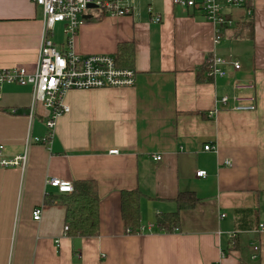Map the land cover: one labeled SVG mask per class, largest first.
<instances>
[{
	"label": "crops",
	"instance_id": "1",
	"mask_svg": "<svg viewBox=\"0 0 264 264\" xmlns=\"http://www.w3.org/2000/svg\"><path fill=\"white\" fill-rule=\"evenodd\" d=\"M195 1L180 8L171 0H128L131 13L121 17L86 12L71 48L116 56L119 45H132V65L123 67L135 69V84L68 91L69 112L56 120L49 147L31 143L23 168L0 166V264H264V231H257L264 224V0H252V19L241 8L229 11L234 25L217 45ZM42 30L43 9L33 0H0V68L32 73ZM50 37L68 49L62 23ZM212 53L237 60L240 69L226 66V77L198 80ZM234 78L254 81L256 109L210 114ZM31 100L30 85L1 87L3 159L25 151L28 133L45 134L47 110L38 104L30 123ZM199 170L206 175L196 176ZM51 175L96 181V235L64 231L65 207L45 202L59 194L46 185ZM132 189L141 193V226L129 233L120 192ZM185 191L200 203L180 213L178 229L161 231L156 215L175 211Z\"/></svg>",
	"mask_w": 264,
	"mask_h": 264
},
{
	"label": "built area",
	"instance_id": "2",
	"mask_svg": "<svg viewBox=\"0 0 264 264\" xmlns=\"http://www.w3.org/2000/svg\"><path fill=\"white\" fill-rule=\"evenodd\" d=\"M43 9V30L40 46L37 53L35 68L28 73L24 67L0 68V97L1 87L5 83L30 85L32 87V100L28 111L30 123L37 113L36 107L41 104L46 110L45 134L33 137L28 133L25 141V151L11 160L0 157V166H16L23 168L26 154L31 143L50 145L56 120L69 112V106L64 101V96L71 90H89L97 88L131 87L135 84L136 71L131 67L118 65L116 56L111 54H77L71 47L77 29L85 21L83 14L97 10V14L121 17L131 13L128 0H33ZM172 4L180 8H192L197 3L195 0H171ZM92 5L93 7H89ZM199 7L207 20L214 25V45L220 43L224 29L234 25V20L229 11L241 8L244 17L253 18L252 0H201ZM150 13L153 22H160L159 14ZM227 12V13H226ZM57 23L63 24V33L68 44L67 50H61L51 39L50 35ZM206 79L214 81L228 75L226 66H231L235 71L241 65L237 60L226 59L217 53H212L206 59ZM231 93L224 94L215 100V105L210 114L220 109L231 111H254L256 109L255 83L253 80L234 78L231 82ZM12 112H15L13 110ZM2 146H0L1 150ZM213 147L205 145V150ZM117 152L116 150L111 151ZM155 161L161 155L152 154ZM229 163V161H225ZM205 171H196V176L204 177ZM46 185L55 189L57 193H71L72 183L56 175H51L46 180ZM41 208L35 207L32 211L33 220H39ZM224 216V215H222ZM68 226H64V231ZM257 231H264V224L258 225ZM258 251L259 246H253ZM217 264H221L218 261Z\"/></svg>",
	"mask_w": 264,
	"mask_h": 264
},
{
	"label": "trees",
	"instance_id": "3",
	"mask_svg": "<svg viewBox=\"0 0 264 264\" xmlns=\"http://www.w3.org/2000/svg\"><path fill=\"white\" fill-rule=\"evenodd\" d=\"M116 61L120 66L132 65V45H119ZM206 70L207 68L204 64L197 74L198 80H205L207 78ZM72 187L71 193L53 194L51 200L46 197L45 202H57L65 207V223L68 226L67 233L81 236L96 235L99 223L97 183L91 179L75 180L72 182ZM140 196L141 193L138 189L122 190L120 192L121 214L126 232L140 231ZM175 200L177 204L175 211L161 212L155 217L158 229L163 232H172L178 229L181 225L180 213L192 210L200 203V199L191 191L180 192Z\"/></svg>",
	"mask_w": 264,
	"mask_h": 264
},
{
	"label": "rangeland",
	"instance_id": "4",
	"mask_svg": "<svg viewBox=\"0 0 264 264\" xmlns=\"http://www.w3.org/2000/svg\"><path fill=\"white\" fill-rule=\"evenodd\" d=\"M93 12L95 13L97 12V10H93ZM53 37H55L56 39L61 37V31L58 29V27L55 28Z\"/></svg>",
	"mask_w": 264,
	"mask_h": 264
},
{
	"label": "water",
	"instance_id": "5",
	"mask_svg": "<svg viewBox=\"0 0 264 264\" xmlns=\"http://www.w3.org/2000/svg\"><path fill=\"white\" fill-rule=\"evenodd\" d=\"M89 7H93V6L90 5ZM85 15H86V14H83V17H84L85 19H88V17H87L88 15H86V16H85ZM89 17H91V16H89Z\"/></svg>",
	"mask_w": 264,
	"mask_h": 264
}]
</instances>
